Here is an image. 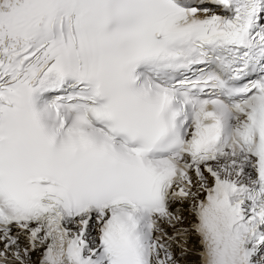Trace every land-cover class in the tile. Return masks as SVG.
Wrapping results in <instances>:
<instances>
[{
  "label": "snow or ice",
  "instance_id": "6c2138e0",
  "mask_svg": "<svg viewBox=\"0 0 264 264\" xmlns=\"http://www.w3.org/2000/svg\"><path fill=\"white\" fill-rule=\"evenodd\" d=\"M0 264H264V0H0Z\"/></svg>",
  "mask_w": 264,
  "mask_h": 264
}]
</instances>
